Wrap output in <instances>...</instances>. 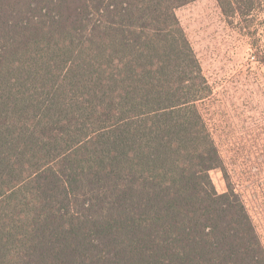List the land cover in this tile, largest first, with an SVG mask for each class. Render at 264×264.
<instances>
[{"label":"trees","instance_id":"16d2710c","mask_svg":"<svg viewBox=\"0 0 264 264\" xmlns=\"http://www.w3.org/2000/svg\"><path fill=\"white\" fill-rule=\"evenodd\" d=\"M196 1L0 0V264H264L210 177Z\"/></svg>","mask_w":264,"mask_h":264},{"label":"rangeland","instance_id":"374dc122","mask_svg":"<svg viewBox=\"0 0 264 264\" xmlns=\"http://www.w3.org/2000/svg\"><path fill=\"white\" fill-rule=\"evenodd\" d=\"M177 15L213 89L199 104L223 161L210 177L219 195L240 199L264 247V0L246 18L215 0Z\"/></svg>","mask_w":264,"mask_h":264},{"label":"built area","instance_id":"2783aa9c","mask_svg":"<svg viewBox=\"0 0 264 264\" xmlns=\"http://www.w3.org/2000/svg\"><path fill=\"white\" fill-rule=\"evenodd\" d=\"M216 170H219V169H216ZM215 170V171H216ZM254 228H255V231H256V227H255V225H254ZM256 234H257V231H256ZM257 236H258V234H257ZM259 237V236H258ZM260 239V238H259ZM260 242H261V239H260ZM261 244H262V242H261ZM262 246H263V244H262ZM264 248V247H263Z\"/></svg>","mask_w":264,"mask_h":264}]
</instances>
